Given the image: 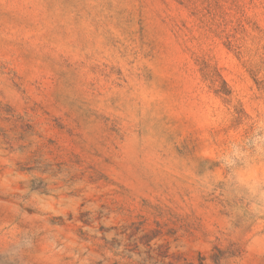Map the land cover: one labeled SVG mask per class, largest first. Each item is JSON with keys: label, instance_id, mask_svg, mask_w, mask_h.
<instances>
[{"label": "rangeland", "instance_id": "obj_1", "mask_svg": "<svg viewBox=\"0 0 264 264\" xmlns=\"http://www.w3.org/2000/svg\"><path fill=\"white\" fill-rule=\"evenodd\" d=\"M0 264H264V0H0Z\"/></svg>", "mask_w": 264, "mask_h": 264}]
</instances>
